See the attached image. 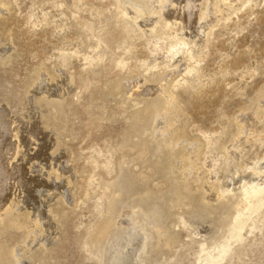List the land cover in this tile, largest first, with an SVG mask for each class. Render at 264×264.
Returning a JSON list of instances; mask_svg holds the SVG:
<instances>
[{"label":"rangeland","instance_id":"rangeland-1","mask_svg":"<svg viewBox=\"0 0 264 264\" xmlns=\"http://www.w3.org/2000/svg\"><path fill=\"white\" fill-rule=\"evenodd\" d=\"M204 1L0 0V264H264V0Z\"/></svg>","mask_w":264,"mask_h":264},{"label":"bare ground","instance_id":"bare-ground-1","mask_svg":"<svg viewBox=\"0 0 264 264\" xmlns=\"http://www.w3.org/2000/svg\"><path fill=\"white\" fill-rule=\"evenodd\" d=\"M166 3L168 0H164ZM206 1V6L204 9H201L199 6V12H198V16H204V14L208 15V16H213L216 13V8L214 6L211 5V3L208 0ZM204 1V2H205ZM172 4V3H171ZM174 5V4H173ZM198 7V5L196 4V0H185L184 3V8H186L187 11H189V17H192V15H194V9ZM196 14V13H195ZM175 20L177 21H181V19H179L178 17H174ZM6 41V40H5ZM6 115H1L0 116V176L1 175H13L14 172H16L17 168H7L5 165V159L11 154L13 153V148H10L8 146H6L3 142H2V138H1V133L3 134V132H7V121L5 118ZM258 130L257 129H252L247 133V137L246 140L244 142H237L238 144L235 143L234 147L236 148L239 145H243V144H248L251 143L253 140L255 139H262L264 138V135H257ZM263 157V156H262ZM258 168H255V170H257ZM258 173V172H257ZM25 221L22 219L21 223H24ZM26 223V222H25Z\"/></svg>","mask_w":264,"mask_h":264}]
</instances>
